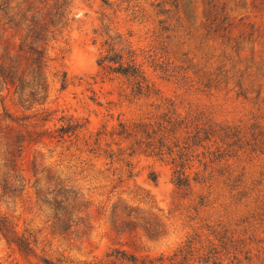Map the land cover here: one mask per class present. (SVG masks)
Masks as SVG:
<instances>
[{
    "label": "rangeland",
    "instance_id": "374dc122",
    "mask_svg": "<svg viewBox=\"0 0 264 264\" xmlns=\"http://www.w3.org/2000/svg\"><path fill=\"white\" fill-rule=\"evenodd\" d=\"M6 1L0 64L14 81L0 82V215L32 251L0 235V264H76L118 247L170 255L188 241L264 264V141L246 145L264 132V0ZM31 18L45 40L27 35ZM110 47L133 50L154 91L134 95L127 78L103 75L97 60ZM168 111L236 127L242 148L206 167L193 161L188 172L200 181L178 189L168 158L131 153L132 140L117 134L119 123L154 122ZM61 117L83 126L58 140ZM57 183L79 211L52 217L43 200Z\"/></svg>",
    "mask_w": 264,
    "mask_h": 264
},
{
    "label": "trees",
    "instance_id": "16d2710c",
    "mask_svg": "<svg viewBox=\"0 0 264 264\" xmlns=\"http://www.w3.org/2000/svg\"><path fill=\"white\" fill-rule=\"evenodd\" d=\"M6 3V0L2 1L0 4L1 10H4ZM61 16L63 17V13H59V17L56 20L60 21ZM9 21L11 22L12 19ZM31 21L34 25L28 28L27 35L36 42L45 40V34L43 33L45 27L37 26L34 18H31ZM53 22L54 20L51 21V23ZM33 51L35 53L34 62L38 64L43 52L41 49H35ZM97 65L102 70L103 75L116 74L127 78L131 85V93L134 95L154 91L141 65L136 62L135 53L131 49L115 51L113 47H110L97 60ZM13 81L14 77L11 70L6 69L0 64V82L3 84L9 82L12 84ZM64 87L65 77L63 76L61 88ZM16 92L21 96L23 93L22 83L16 86ZM31 95L35 98L37 93L33 92ZM41 120H48V114L43 116ZM59 120L62 121V124L53 130L56 133L54 137L58 140L76 135L83 126L71 118L65 119L61 117ZM118 127L117 134L119 136L132 140L130 147L132 149L131 153L138 151L160 159L165 157L169 159V163L173 167L172 183L178 189H188L192 182L200 181L199 173H195L191 177L188 172L193 161H197L200 165L206 167L208 162L220 161L232 155L231 153H234L233 148H242V145H240L241 139L243 138L241 131L236 127L219 126L209 120H205L200 113L187 114L186 116L180 117L174 112L168 111L158 121H138L132 122L129 125L119 123ZM251 139L254 142L251 143L248 139L246 145L252 148L257 142L264 141V132L260 129L257 130V133L255 135L253 134ZM215 140H218L221 146L211 149L212 145L216 143ZM198 149H201V151H198ZM105 154L109 159H113L114 157L112 150L105 151ZM125 166L127 167V177H131L133 174L131 163L125 162ZM155 179L156 177H153V180ZM49 193H53L55 196L49 199L45 198L43 202L49 207L52 217L69 208L71 211H79L81 205L75 206L74 204H70V201L76 198V196L71 195L70 190L61 187L57 183ZM114 209L115 206H113L112 210L114 211ZM126 215L131 217L132 213L127 212ZM132 218H138L145 223L143 217L133 216ZM79 220L82 219L79 218ZM135 221H123V225L127 226V224L136 223ZM144 223H139L138 225L142 226L150 236L155 235V228H148ZM0 235L7 243L15 245L19 251L23 253L32 251L29 239L18 234L12 223L4 215H0ZM188 244L189 241L170 255L159 254L156 256L139 255L118 247L107 252L101 259L81 261L76 264H242L241 259L235 254L231 257H226L229 251L225 246L222 249L212 246L206 250H200ZM243 254V259L248 262L250 257L247 252ZM44 262L51 264L48 261Z\"/></svg>",
    "mask_w": 264,
    "mask_h": 264
}]
</instances>
